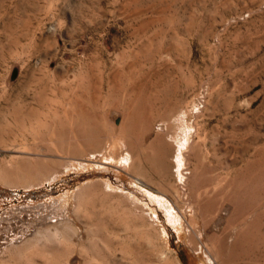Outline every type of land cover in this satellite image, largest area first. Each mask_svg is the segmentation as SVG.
I'll return each mask as SVG.
<instances>
[{"label": "rangeland", "instance_id": "374dc122", "mask_svg": "<svg viewBox=\"0 0 264 264\" xmlns=\"http://www.w3.org/2000/svg\"><path fill=\"white\" fill-rule=\"evenodd\" d=\"M0 264H264V0H0Z\"/></svg>", "mask_w": 264, "mask_h": 264}]
</instances>
